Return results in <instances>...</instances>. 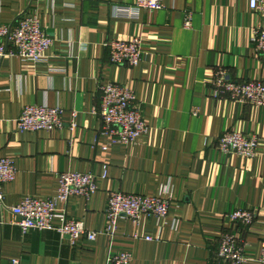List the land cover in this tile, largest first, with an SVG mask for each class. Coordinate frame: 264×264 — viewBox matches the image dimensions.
Returning a JSON list of instances; mask_svg holds the SVG:
<instances>
[{"label":"crops","instance_id":"1","mask_svg":"<svg viewBox=\"0 0 264 264\" xmlns=\"http://www.w3.org/2000/svg\"><path fill=\"white\" fill-rule=\"evenodd\" d=\"M162 1L165 8L151 12L128 9L135 0H0V24L37 14L53 40L42 62H0V158L11 157L18 171L1 191L0 264H111L121 251L132 252L130 264H229L218 256L224 231L241 235L247 264H258L264 107L212 99L211 80L224 68L240 82H264V55L253 42L254 29L264 28V12L251 11L250 0ZM135 35L146 42L144 61L113 66L105 44ZM110 83L133 90V107L149 132L104 151L109 140L97 113L100 88ZM31 105L62 109L65 127L19 131L17 122ZM227 130L257 136V155L219 152L217 140ZM67 172L98 177L99 191L90 199L73 197L57 206L90 231L106 228L111 192L170 198L172 210L166 219L143 217L139 225L121 217L115 236L100 234L75 246L56 231L23 233L10 209L28 196L55 198L59 176ZM238 209L257 213L251 228L229 222L227 215ZM136 234L154 240H135Z\"/></svg>","mask_w":264,"mask_h":264},{"label":"built area","instance_id":"2","mask_svg":"<svg viewBox=\"0 0 264 264\" xmlns=\"http://www.w3.org/2000/svg\"><path fill=\"white\" fill-rule=\"evenodd\" d=\"M165 8L162 0H135L132 11L149 10L158 12ZM253 12H264V0H250ZM191 15V14H190ZM187 16L185 27L191 28V16ZM253 42L259 54L264 55V28H255ZM53 45L37 14L24 16L15 23L0 24V62L5 58H22L27 61L42 62ZM105 46L110 53L113 66H138L147 56L146 42L141 35H135L128 41L115 40ZM213 84L211 98L220 100L225 97L240 104H250L257 108L264 107V82L249 80L240 82L233 79L224 68H218L211 80ZM134 92L128 87L110 83L100 88V110L97 113L102 120V136L109 140L103 147L108 151L112 146H128L149 132L140 110L133 107ZM64 111L60 108L31 105L26 106L17 122L21 132H54L65 127ZM77 113H73L71 129L77 128ZM217 149L223 155L236 154L241 157L253 158L257 155L260 140L257 136H249L240 130H227L217 140ZM17 168L11 157L0 158V206L3 207L2 188L13 183L17 178ZM108 177V166H104L102 179ZM98 177L94 174L67 172L59 176V188L55 198L25 197L17 206L10 209L16 224L23 233L30 230L56 231L75 246L81 239L89 242L97 240L100 234L111 237L116 235L118 220L126 217L139 225L143 217L168 218L173 201L165 197H150L141 194L111 192L106 211V228L102 232L90 231L85 223L67 217L66 212L58 209V203L67 204L73 197L90 199L99 191ZM227 218L230 223L251 228L257 218L252 210L238 209ZM60 220V223H59ZM135 240L153 241L154 238L136 234ZM219 258L229 264H247V244L241 235L234 232H223L219 242ZM130 251L116 253L111 264H130L133 260ZM264 264V233L263 251L256 261Z\"/></svg>","mask_w":264,"mask_h":264},{"label":"water","instance_id":"3","mask_svg":"<svg viewBox=\"0 0 264 264\" xmlns=\"http://www.w3.org/2000/svg\"><path fill=\"white\" fill-rule=\"evenodd\" d=\"M3 264H7V263H3Z\"/></svg>","mask_w":264,"mask_h":264}]
</instances>
